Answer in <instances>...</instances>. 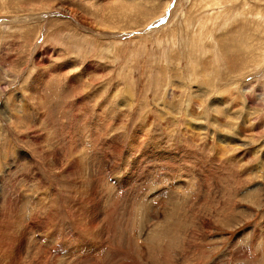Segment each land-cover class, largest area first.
I'll return each mask as SVG.
<instances>
[{
    "label": "rangeland",
    "instance_id": "374dc122",
    "mask_svg": "<svg viewBox=\"0 0 264 264\" xmlns=\"http://www.w3.org/2000/svg\"><path fill=\"white\" fill-rule=\"evenodd\" d=\"M45 262L264 264V0H0V264Z\"/></svg>",
    "mask_w": 264,
    "mask_h": 264
},
{
    "label": "bare ground",
    "instance_id": "6f19581e",
    "mask_svg": "<svg viewBox=\"0 0 264 264\" xmlns=\"http://www.w3.org/2000/svg\"><path fill=\"white\" fill-rule=\"evenodd\" d=\"M219 101H222V100L219 99ZM219 101H218V102H219ZM218 102H217V103H218ZM227 102H228V101L223 100V101L220 102V103H222V104L224 103V104L226 105ZM217 103H216V104H217ZM218 105H219V103H218ZM225 105H224V106H225ZM218 126H219V125H218ZM258 128H259V127H258ZM182 150H183V149H182ZM185 174H186V173H185ZM206 178H207V177H206ZM37 223H38V222H37ZM21 225H22V224H21ZM22 227H23V226H22ZM19 231H20L21 233H24V232L22 231V229H20ZM33 245H34V244H33ZM152 248H153V247H152ZM35 255H36V254H35ZM41 256H42V255H41ZM7 257H8V256H7ZM35 257H37V256H35ZM4 258H5V257H4ZM42 258H43V257H42ZM43 260H44V259H43ZM6 261H7V260H6ZM40 261H41V260H40ZM44 261H46V260H44ZM35 262H36V261H35ZM42 262H43V261H42ZM41 264H44V263H41ZM45 264H46V262H45Z\"/></svg>",
    "mask_w": 264,
    "mask_h": 264
}]
</instances>
